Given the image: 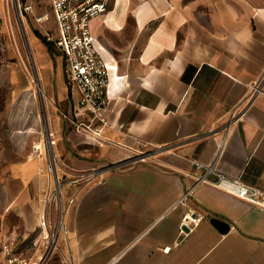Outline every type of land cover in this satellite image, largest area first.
I'll return each instance as SVG.
<instances>
[{
    "label": "crops",
    "instance_id": "obj_1",
    "mask_svg": "<svg viewBox=\"0 0 264 264\" xmlns=\"http://www.w3.org/2000/svg\"><path fill=\"white\" fill-rule=\"evenodd\" d=\"M33 5L26 16L42 33L33 44L49 121L43 114L62 165L103 169L80 188L65 185L64 202L76 193L68 239L61 234L47 264L68 258L75 264H264V208L193 177L194 162L213 163L226 138L217 168L264 189V93L238 122H229L264 70V0H111L90 21L109 66L110 104L103 112L109 126L100 139L63 118L61 111L76 120L89 115L78 105V88L69 86L64 57L59 53L54 62L40 42L45 29L57 31L48 0ZM41 14L48 19L39 24L34 17ZM17 145L22 159L3 165L0 187L5 210L31 236L45 208L48 177L44 159ZM188 211L205 219L182 233ZM214 217L230 228L221 230Z\"/></svg>",
    "mask_w": 264,
    "mask_h": 264
},
{
    "label": "built area",
    "instance_id": "obj_2",
    "mask_svg": "<svg viewBox=\"0 0 264 264\" xmlns=\"http://www.w3.org/2000/svg\"><path fill=\"white\" fill-rule=\"evenodd\" d=\"M36 1L40 0H31L29 3H26L25 0H16L17 10L21 17L34 11L33 2ZM110 2L111 0H48V6L56 18L57 31L53 33L45 29L46 40L53 44L64 57L69 86L78 88L80 92L78 105L88 113L89 119L76 120L62 111L61 114L78 131L96 139H100L104 128L109 126V121L103 114L110 104L108 96L109 66L97 49L91 32L90 21L92 18L107 12ZM34 18L37 23L41 24L48 19V15H35ZM248 86L247 97L230 112V123L238 122L245 115L254 99L264 93V70ZM46 132L48 137L46 138L44 135L43 145L34 144L33 146V152L45 161V173L48 177V185L44 195L45 208L39 218L41 240L37 244L39 246L44 245L45 254L42 256L43 261L37 264L48 263L49 258L59 248L61 234H63L64 239H68L67 213L74 204L76 193L70 197L68 202H64L65 185H78L80 188L84 183L96 179L103 170L93 168L88 171H73L64 167L58 159L55 133L49 128ZM225 147L226 138H223L213 163L194 162L193 177L196 179V184L213 185L264 208V189L250 185L241 179L230 178L217 168L216 161L223 154ZM53 157L59 162V170L50 169ZM193 188L189 189L176 205L184 203L187 197L192 194ZM204 219L205 215L202 212L188 211L181 222V232L185 233V231L191 230ZM66 263L75 264L72 258H68Z\"/></svg>",
    "mask_w": 264,
    "mask_h": 264
},
{
    "label": "rangeland",
    "instance_id": "obj_3",
    "mask_svg": "<svg viewBox=\"0 0 264 264\" xmlns=\"http://www.w3.org/2000/svg\"><path fill=\"white\" fill-rule=\"evenodd\" d=\"M16 3V0H0V186L3 165L22 159L19 153L22 148L17 143L21 146L25 144L28 150L33 151L34 144L42 141L46 133L43 112L49 121V101L44 92L36 90L38 83L42 89L41 63L33 39L42 33L26 15L22 17L24 33ZM40 39L45 43L42 37ZM51 58L54 62L60 59L55 47ZM59 68L64 69L62 64ZM59 83L61 90L64 79ZM48 127L50 129V123ZM58 156L62 165V158ZM6 202L0 187V264L40 263L45 254L44 245H37V241L41 240V229L38 226L33 235H25L21 220L5 210ZM54 259H60L58 254Z\"/></svg>",
    "mask_w": 264,
    "mask_h": 264
},
{
    "label": "bare ground",
    "instance_id": "obj_4",
    "mask_svg": "<svg viewBox=\"0 0 264 264\" xmlns=\"http://www.w3.org/2000/svg\"><path fill=\"white\" fill-rule=\"evenodd\" d=\"M24 33L26 34V31H25V29H24ZM39 77V76H38ZM36 80V79H35ZM36 90L38 91V93H43V89H41V87H40V85L38 84L37 85V87H36ZM41 97H43L42 95H41ZM40 97V98H41ZM41 115V114H40ZM48 129V124H45V126H44V130H47ZM45 137L47 138L48 137V134H47V132L45 133ZM43 142H44V139L42 140V141H40L39 143H38V145H43ZM51 150V149H50ZM50 169L51 170H53V171H55V170H59V162L56 160V158H52V160H51V164H50Z\"/></svg>",
    "mask_w": 264,
    "mask_h": 264
},
{
    "label": "water",
    "instance_id": "obj_5",
    "mask_svg": "<svg viewBox=\"0 0 264 264\" xmlns=\"http://www.w3.org/2000/svg\"><path fill=\"white\" fill-rule=\"evenodd\" d=\"M17 12H18V10H17ZM18 15H19V18H20V22H21V27H22V29L24 30V27H23V21H22V17H21V15L18 13ZM44 123L45 124H47V122H46V120L44 121ZM211 221L214 223V224H216L221 230H223V231H226V230H228L229 228H230V225L227 223V222H225V221H223V220H221V219H219V218H212L211 219ZM188 230V229H187Z\"/></svg>",
    "mask_w": 264,
    "mask_h": 264
},
{
    "label": "trees",
    "instance_id": "obj_6",
    "mask_svg": "<svg viewBox=\"0 0 264 264\" xmlns=\"http://www.w3.org/2000/svg\"><path fill=\"white\" fill-rule=\"evenodd\" d=\"M43 39H44V41L46 42V44H47L49 50H50L51 52H53V47H52V45L46 40V38H43Z\"/></svg>",
    "mask_w": 264,
    "mask_h": 264
}]
</instances>
